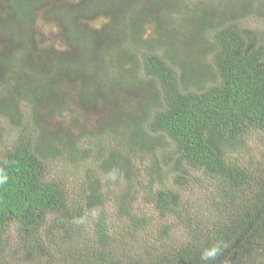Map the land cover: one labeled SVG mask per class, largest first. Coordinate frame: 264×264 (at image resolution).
Listing matches in <instances>:
<instances>
[{
  "label": "trees",
  "instance_id": "obj_1",
  "mask_svg": "<svg viewBox=\"0 0 264 264\" xmlns=\"http://www.w3.org/2000/svg\"><path fill=\"white\" fill-rule=\"evenodd\" d=\"M43 1L0 0V41L13 46L0 51V71L16 75L0 80V114L13 122L8 132L20 127L15 121H20L22 100L35 110L48 104L64 109L66 94L57 85L66 79L79 83V98L89 108L99 98L114 102L119 91L128 93L144 84L151 85L153 98L143 102L142 114L119 115L125 132L104 123L91 133L95 139L87 148L79 142L84 135L55 132L41 122L33 136L16 134L10 140L0 131V166L9 174V182L0 187V264L7 252L11 261L5 264H203L202 250L218 241L227 247L211 264H264V141L259 152L248 143L252 130L264 133V30L259 26L264 0H197L191 7L181 3L188 10L184 22L194 16L198 24L190 39L179 35L186 25L174 23L157 25L156 37L146 38L145 22L159 15L123 8L126 0H82L81 5L45 0L53 5L51 14L57 11L55 19L68 46L65 51L46 49L51 55H39L38 60L34 23ZM144 1L150 7L163 6V0ZM83 15L88 22L80 20ZM104 15L108 21L100 28L91 26L90 20ZM181 16L177 11L174 19ZM188 77H197L194 86L185 84ZM113 133L128 140L136 159L149 160L141 168L148 196L160 211L173 214L181 225L187 223L189 233L192 228L189 241L169 250L152 249L147 258L126 259L120 249L122 235L116 241L109 232L104 205L111 193L116 196L118 213L128 225L122 232L128 236L140 221L129 205L137 190L133 180L140 173L134 175L137 162L126 150L100 149L99 142L106 143ZM157 135L172 142L169 166L168 157L162 160L154 153ZM243 152L246 161L233 156ZM89 153H99L96 161ZM56 156L75 164L92 159L98 165L86 171L73 200L64 186L47 178L48 161ZM195 172L217 182L215 193L221 198H212L209 211L221 217L193 223L187 212L182 218L181 196L155 186L158 175H173L177 184L185 185ZM106 176L110 183L114 177L113 185L102 182ZM121 184L126 186L119 189ZM95 210L93 237L88 238L82 225ZM12 224L17 227L16 244L9 247L10 240L2 236Z\"/></svg>",
  "mask_w": 264,
  "mask_h": 264
},
{
  "label": "rangeland",
  "instance_id": "obj_2",
  "mask_svg": "<svg viewBox=\"0 0 264 264\" xmlns=\"http://www.w3.org/2000/svg\"><path fill=\"white\" fill-rule=\"evenodd\" d=\"M45 1V0H44ZM42 2L37 9V16L34 23L35 28V45L37 48V53L34 56L35 59L38 58L39 55H51L50 53L46 52V49H52L54 47L57 51H65L67 49V41L63 38V35L59 33L58 23L55 21L56 13L50 12L52 8V3L50 2ZM82 0H60V4L72 3L81 5ZM86 2L88 0H85ZM197 0H163V6L160 9L155 7H150L149 3L144 0H126L125 4H123V8L126 6H131L133 8H141V10H149V12L154 11L156 12V16L158 20L152 21L149 19L145 22V36L146 38L150 35L156 37L155 33L157 34V25L160 26H169L171 24H185L186 29H188L187 33L186 29L184 30L183 34H179L182 37H188L190 39L191 36H194V32L197 29L198 24L195 26V21H192L194 16H192L189 21L186 23L184 22V15L187 14L188 10L184 8L183 5L191 7L192 2ZM120 2V1H119ZM180 5H177V4ZM183 5H182V4ZM53 4L54 3L53 1ZM122 4V3H121ZM195 6V5H194ZM193 6V8H194ZM65 9V8H64ZM83 10H81L82 12ZM161 11V12H160ZM182 13L180 19L175 20V12ZM80 12V13H81ZM193 14V12H191ZM84 16L80 18L81 21L88 22L84 19ZM4 20V12L0 9V24ZM154 20V19H153ZM168 20V21H166ZM261 20V28L264 30V19ZM107 18L99 16L94 20H90L91 26L94 28H100L102 24L107 22ZM1 30V28H0ZM184 43H182L183 46ZM186 45V44H185ZM184 45V46H185ZM11 47L6 41H0V51L9 50ZM185 48V47H184ZM182 55V51H180ZM192 56V55H190ZM186 58V57H185ZM39 60V58H38ZM193 63V60H192ZM8 72L0 71V80H8L12 76L16 78V75L11 73L7 74ZM197 77H188L185 79V84L187 86H194L196 84ZM58 89L60 92L65 93V100H64V109H61L59 106L54 104L48 105H40L36 110L34 107L25 103L24 100L19 103L18 113H20V121H15L16 123L19 122L20 127L18 130L11 134L8 132L9 125L12 122V118L8 117V115L0 114V131L2 132L3 138L12 139V135H29L33 136L36 134V123L41 122L50 130L55 132L59 130H64L66 132H71L74 137L84 135V138H81V144H83L86 148L87 146L94 142L95 136L91 133L100 130L102 124L107 123V127L111 129L114 125H119L116 131L120 133L125 132L124 124L120 122L119 115L122 112H125V117L127 118L129 113H143V102L153 98L151 92V85L144 84L140 89L137 86L131 87L130 91L127 93L125 91H119L116 100L113 102L112 100L106 101L104 99L99 98L98 102L92 108H89L87 103L82 101L79 98V83L71 80H62L58 85ZM139 94V95H138ZM36 121H34V119ZM122 124V125H121ZM28 133V134H27ZM115 137L120 140V136L116 133H113V137L111 139H107V142L104 143L102 141L99 142L100 149L104 148H111V149H121L126 150L127 157L130 156L133 162H137L138 171H134V175L140 173V176L134 178L133 182L137 185V190L133 195L132 199L129 201V205L131 208V212L138 215L139 223L134 228V230L130 233L128 232V236L123 234V230L128 229V225L126 222L125 217L119 215L118 213V201L114 200L113 197H116L114 194L111 193V196L108 202L104 205V210L106 212V219L109 224V232L114 234L112 239L116 241L119 238V235H122L120 239V243L123 245L120 247L122 252H125L126 259L130 258H147L149 257L147 252L153 250H157L160 248L159 251L169 250L178 246L182 243H186L189 241L193 234V230L191 228V233H189V225L187 223L179 224L177 218L173 214H169L166 212L160 211L155 203L150 200V196H148V184L147 177L145 175L144 169H141L143 166L149 165V160L144 161L147 158L136 159L134 151L129 146L127 139L120 140L119 143L115 140ZM154 139V153L161 157L163 160V156L168 157L165 158L170 165L172 158L171 155L174 153L172 152V142L163 135H157L153 137ZM264 141V133L252 130L248 136V143L249 146L253 148H257V152L261 148V143ZM110 150H106L105 154ZM95 153L92 150V154ZM99 153L102 154V151ZM97 153L96 155H98ZM244 155L234 154L233 156H239V159L243 162L246 161V153L243 152ZM93 159L96 161L95 156L91 155ZM257 155H259L257 153ZM170 157V158H169ZM89 159L83 163L75 164L69 158L63 156H56L55 159H51L48 161V173L47 178L49 180L57 181L62 186H64L68 196L71 200L76 197L78 192H80L83 188L82 183L86 181V171H92L95 168L98 169V165L96 166V162ZM165 163L163 162V165ZM169 170V169H168ZM190 175V173H189ZM191 175H194V171L191 170ZM195 177H189L188 183L185 185L177 184L174 181L173 175H166L162 174L161 176L158 175L159 178L156 180V187H159V184L163 185V188H166L170 191H176L181 196V203L184 206L182 218H187V212L190 215H193V223L198 221L197 219H209V218H219L221 214L210 215V205L212 198L220 199L221 197L215 193L217 190L216 181L210 177H206L201 172H195ZM155 176V175H154ZM108 177L106 179H102L103 183H109L113 185L114 177H110V182H108ZM201 177V179H200ZM200 179V180H199ZM120 182V181H119ZM159 183V184H158ZM114 185H116V180ZM125 184L119 185V189ZM117 193V192H116ZM118 194V193H117ZM107 196V195H106ZM108 197V196H107ZM100 209V208H98ZM98 210L93 211L90 214L88 220L83 222L82 229L83 233L88 237H93L94 231V223L96 222ZM216 213V212H215ZM137 217V218H138ZM197 227L196 224H194ZM16 230L17 227L15 224H12L6 231V234L2 236V238H6L10 240L8 243L9 247H12L16 244ZM153 249V250H152ZM9 252H7V259H5V263L10 262L9 259ZM125 259V260H126ZM124 260V262H125Z\"/></svg>",
  "mask_w": 264,
  "mask_h": 264
},
{
  "label": "clouds",
  "instance_id": "obj_3",
  "mask_svg": "<svg viewBox=\"0 0 264 264\" xmlns=\"http://www.w3.org/2000/svg\"><path fill=\"white\" fill-rule=\"evenodd\" d=\"M8 182L9 174L5 167L0 166V187L6 185ZM225 247H227L226 244L222 241H218L209 247L204 248L201 252V260L203 264H211V262H214Z\"/></svg>",
  "mask_w": 264,
  "mask_h": 264
},
{
  "label": "flooded vegetation",
  "instance_id": "obj_4",
  "mask_svg": "<svg viewBox=\"0 0 264 264\" xmlns=\"http://www.w3.org/2000/svg\"><path fill=\"white\" fill-rule=\"evenodd\" d=\"M56 21V20H55ZM58 28H59V25H58ZM59 33L61 34V31H60V28H59ZM62 36V34H61ZM51 48H54V47H51ZM56 49V48H55ZM57 50V49H56ZM59 51V50H58Z\"/></svg>",
  "mask_w": 264,
  "mask_h": 264
},
{
  "label": "bare ground",
  "instance_id": "obj_5",
  "mask_svg": "<svg viewBox=\"0 0 264 264\" xmlns=\"http://www.w3.org/2000/svg\"><path fill=\"white\" fill-rule=\"evenodd\" d=\"M192 61V60H191Z\"/></svg>",
  "mask_w": 264,
  "mask_h": 264
}]
</instances>
